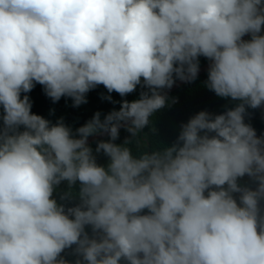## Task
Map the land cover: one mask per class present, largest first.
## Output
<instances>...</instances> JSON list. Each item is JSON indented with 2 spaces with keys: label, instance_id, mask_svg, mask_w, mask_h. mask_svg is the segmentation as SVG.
<instances>
[{
  "label": "clouds",
  "instance_id": "obj_1",
  "mask_svg": "<svg viewBox=\"0 0 264 264\" xmlns=\"http://www.w3.org/2000/svg\"><path fill=\"white\" fill-rule=\"evenodd\" d=\"M262 26L264 0H0V264H264V134L245 122L264 118ZM200 57L235 105L134 155ZM37 84L74 108L141 91L73 130L31 111Z\"/></svg>",
  "mask_w": 264,
  "mask_h": 264
},
{
  "label": "trees",
  "instance_id": "obj_2",
  "mask_svg": "<svg viewBox=\"0 0 264 264\" xmlns=\"http://www.w3.org/2000/svg\"><path fill=\"white\" fill-rule=\"evenodd\" d=\"M206 62L208 61L205 58L200 57V66ZM206 79L207 73L197 77L193 82L186 84L169 96L167 106L155 112L150 117V125L146 126L140 133V136L128 145L134 155L162 149L164 146H170L180 131V125L186 123L191 116L199 111L206 110L214 114H220L226 108H231L235 105V101L231 102L229 101L230 99L217 97L212 91L208 90L204 84ZM101 94L109 95L102 85L87 94L88 102L86 104L74 108L71 106L72 101L70 98L62 97L58 102L53 103L50 98L44 95L42 86L39 84L28 93L32 101L31 111L33 113L41 115L53 123L62 117L65 124L73 130L91 119V116H88L91 112L95 113L99 111L102 119L109 111L119 109V101L121 99L132 101L139 98L138 90L124 98H121L117 93L113 92L110 95L114 101H117V103L113 104L107 100H102ZM248 112L250 115L246 116L245 122L251 124L258 136L264 134V118L260 119L263 122L261 123L258 120H254V117L251 116L253 113L252 109H248ZM128 136L129 134L121 129L120 137L116 143H123L124 139ZM103 139L106 140L107 137ZM91 145L95 149V142ZM97 161L100 164H104L106 163V157L100 154L97 156ZM248 182L247 177L240 181L241 184H247ZM65 190L66 185L61 184L54 193L58 202H60L59 195ZM68 206H71V204ZM69 253L70 250L64 254L65 258L69 261L75 260L76 257Z\"/></svg>",
  "mask_w": 264,
  "mask_h": 264
},
{
  "label": "water",
  "instance_id": "obj_3",
  "mask_svg": "<svg viewBox=\"0 0 264 264\" xmlns=\"http://www.w3.org/2000/svg\"><path fill=\"white\" fill-rule=\"evenodd\" d=\"M246 38H247V36H245L243 39H246ZM208 65H209V62H208L206 65H204V66H202V67L200 68L199 75H201V74H203V73H205V72L207 71ZM199 75H198V76H199ZM184 84H186V83H182V82H178V83H176V84L173 86V88H172L171 90H167V95H169L171 92L177 90L179 87H181V86L184 85ZM105 137H107V136H106V135L103 136V137L97 136V137H94V138H93V137H89V143H90V144H91V143H94L95 140L103 139V138H105Z\"/></svg>",
  "mask_w": 264,
  "mask_h": 264
},
{
  "label": "rangeland",
  "instance_id": "obj_4",
  "mask_svg": "<svg viewBox=\"0 0 264 264\" xmlns=\"http://www.w3.org/2000/svg\"><path fill=\"white\" fill-rule=\"evenodd\" d=\"M137 90H138L139 92L141 91V89H140L139 87L137 88ZM93 114H94V112H91L90 114H88V116H91V117H92Z\"/></svg>",
  "mask_w": 264,
  "mask_h": 264
}]
</instances>
